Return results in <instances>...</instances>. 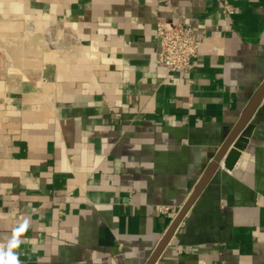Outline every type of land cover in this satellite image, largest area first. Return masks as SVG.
<instances>
[{
    "label": "crops",
    "instance_id": "crops-1",
    "mask_svg": "<svg viewBox=\"0 0 264 264\" xmlns=\"http://www.w3.org/2000/svg\"><path fill=\"white\" fill-rule=\"evenodd\" d=\"M160 23L202 35L189 73ZM263 82L264 0H0V264H147ZM251 124L155 264H264Z\"/></svg>",
    "mask_w": 264,
    "mask_h": 264
},
{
    "label": "water",
    "instance_id": "water-1",
    "mask_svg": "<svg viewBox=\"0 0 264 264\" xmlns=\"http://www.w3.org/2000/svg\"><path fill=\"white\" fill-rule=\"evenodd\" d=\"M263 99L264 82L252 97L233 132L225 141L217 156L206 169L204 175L195 187L194 192L191 194L186 204L174 219L172 225L166 232L165 236L163 237L162 241L156 248L147 264H155L157 262L158 258L174 236L176 230L183 222L184 218L186 217L198 197L201 195L202 191L205 189L211 178L214 176L216 171L220 168V166L223 165L227 170L234 169L241 157V153L245 150L246 144L248 143V135L246 133L250 132L253 129L251 119Z\"/></svg>",
    "mask_w": 264,
    "mask_h": 264
},
{
    "label": "built area",
    "instance_id": "built-area-1",
    "mask_svg": "<svg viewBox=\"0 0 264 264\" xmlns=\"http://www.w3.org/2000/svg\"><path fill=\"white\" fill-rule=\"evenodd\" d=\"M226 9L231 12L229 6ZM156 39L161 48L158 63L168 72L189 73L193 69V61L202 46V35L197 30L182 24L160 23ZM160 210L166 213L169 208L161 207Z\"/></svg>",
    "mask_w": 264,
    "mask_h": 264
},
{
    "label": "clouds",
    "instance_id": "clouds-1",
    "mask_svg": "<svg viewBox=\"0 0 264 264\" xmlns=\"http://www.w3.org/2000/svg\"><path fill=\"white\" fill-rule=\"evenodd\" d=\"M5 264H15L14 259L10 258L8 261L5 262Z\"/></svg>",
    "mask_w": 264,
    "mask_h": 264
}]
</instances>
